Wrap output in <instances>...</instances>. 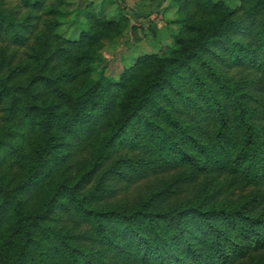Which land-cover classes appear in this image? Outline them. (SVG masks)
I'll list each match as a JSON object with an SVG mask.
<instances>
[{
  "label": "trees",
  "instance_id": "16d2710c",
  "mask_svg": "<svg viewBox=\"0 0 264 264\" xmlns=\"http://www.w3.org/2000/svg\"><path fill=\"white\" fill-rule=\"evenodd\" d=\"M61 4L0 0V264H264V0H172L119 78Z\"/></svg>",
  "mask_w": 264,
  "mask_h": 264
},
{
  "label": "rangeland",
  "instance_id": "374dc122",
  "mask_svg": "<svg viewBox=\"0 0 264 264\" xmlns=\"http://www.w3.org/2000/svg\"><path fill=\"white\" fill-rule=\"evenodd\" d=\"M16 0H13V2ZM235 4L236 0H225ZM64 17L57 32L70 40L80 38L90 18L116 21L114 37L103 39L94 64V77L103 68L114 78L132 66L138 57L158 53L174 42L177 8L172 0H62ZM12 46L9 48V52Z\"/></svg>",
  "mask_w": 264,
  "mask_h": 264
}]
</instances>
